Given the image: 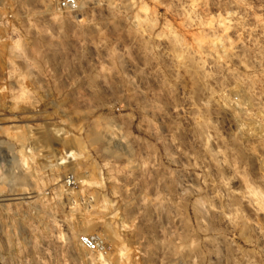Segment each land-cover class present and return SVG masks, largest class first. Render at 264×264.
<instances>
[{"label": "rangeland", "instance_id": "obj_1", "mask_svg": "<svg viewBox=\"0 0 264 264\" xmlns=\"http://www.w3.org/2000/svg\"><path fill=\"white\" fill-rule=\"evenodd\" d=\"M62 1L0 0V264H264V0Z\"/></svg>", "mask_w": 264, "mask_h": 264}, {"label": "built area", "instance_id": "obj_2", "mask_svg": "<svg viewBox=\"0 0 264 264\" xmlns=\"http://www.w3.org/2000/svg\"><path fill=\"white\" fill-rule=\"evenodd\" d=\"M61 7L67 9L69 11H75L77 9L76 0H63L61 3ZM82 243L92 251H99L101 250V245L98 241H94V239H89L87 237H83L81 239Z\"/></svg>", "mask_w": 264, "mask_h": 264}, {"label": "bare ground", "instance_id": "obj_3", "mask_svg": "<svg viewBox=\"0 0 264 264\" xmlns=\"http://www.w3.org/2000/svg\"><path fill=\"white\" fill-rule=\"evenodd\" d=\"M77 9H78V6H77ZM106 139H107V141H109L112 144H115V145H118V146H122L121 142L118 139L114 138L113 136L106 135ZM74 199H75V197H74ZM76 203H77V201H76ZM72 205L74 206L75 204H72Z\"/></svg>", "mask_w": 264, "mask_h": 264}]
</instances>
